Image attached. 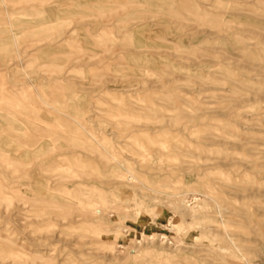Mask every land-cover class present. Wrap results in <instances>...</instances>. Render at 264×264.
Returning a JSON list of instances; mask_svg holds the SVG:
<instances>
[{
  "label": "rangeland",
  "instance_id": "obj_1",
  "mask_svg": "<svg viewBox=\"0 0 264 264\" xmlns=\"http://www.w3.org/2000/svg\"><path fill=\"white\" fill-rule=\"evenodd\" d=\"M0 264H264V0H0Z\"/></svg>",
  "mask_w": 264,
  "mask_h": 264
}]
</instances>
